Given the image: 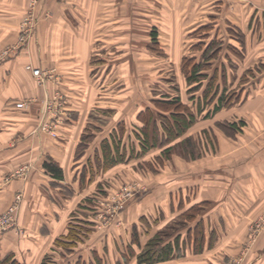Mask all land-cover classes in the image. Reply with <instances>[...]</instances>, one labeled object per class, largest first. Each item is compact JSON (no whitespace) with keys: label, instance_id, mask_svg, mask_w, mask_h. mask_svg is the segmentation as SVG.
Listing matches in <instances>:
<instances>
[{"label":"crops","instance_id":"crops-1","mask_svg":"<svg viewBox=\"0 0 264 264\" xmlns=\"http://www.w3.org/2000/svg\"><path fill=\"white\" fill-rule=\"evenodd\" d=\"M27 3L28 0H0V42L2 37L15 36ZM35 17L34 62L54 69L53 78L68 97L64 108L68 116L63 115L66 121L57 137L40 132L35 123L42 100L55 85L44 90L36 84L24 67L26 55L9 54L0 59V212L18 190L23 194L18 216L23 232H0V261L10 256L19 264H40L45 257H54L57 264H77L81 260L95 264L102 255L108 261L114 255L122 264L123 258L139 264L138 249L149 238L141 237L142 222L137 217L145 215L150 219L152 215L151 228L146 230L156 231L175 209L188 208L180 205L181 196L184 202L187 198L195 201V195H200L203 213L198 240L204 249L200 253L193 250L194 222L183 232L160 238V246L169 245L170 255L151 264H227L231 249H208L209 231L218 234L221 228L239 227L238 215L245 206L241 201L233 206L226 202L210 209L203 206L201 202L222 195L217 191V180L213 183L203 173L183 181L170 178L165 185L162 179H154L150 184L157 198H153L152 206L144 212L138 206L133 216L128 210L122 212L120 222L106 230L94 225L96 219L88 208L97 196L90 190L82 192L81 182L83 177L93 185L96 174L106 177L108 166L124 164L130 155L143 154V139L153 142L154 129L159 125L157 111L149 104H142L138 110H120V103L129 99L114 96L112 87L127 85L128 76L122 71L127 67L141 68L139 60H144L145 55L147 65L158 69L162 54H168L172 59L166 66L180 69L186 55L190 59L196 56V62L202 63L201 79L205 77L206 83L215 74L218 78L228 77L231 67L237 73L248 70L249 75L240 80L237 89L246 102L228 114L233 120H243L247 130L243 135L239 133L240 141L232 143L234 149H259L263 154L256 153L261 160L249 170L248 184H241L239 179L230 197L250 198L264 190V0H38ZM96 68L104 70L99 78L102 86L106 85L104 89H98L100 82L92 76ZM239 77L233 75L234 83ZM222 82L219 78L216 84ZM19 101L25 105L17 107ZM148 111L144 122L142 115ZM118 154L122 158L118 159ZM113 158L118 160L113 163ZM45 162L58 165L62 178L53 177L44 168ZM21 166L23 171L13 174ZM191 186L195 190L190 194ZM109 194L110 188H105L98 198L105 201ZM84 203L86 206L81 207ZM133 233L139 234L138 239ZM122 242L130 245V253L122 249ZM116 244L122 253L120 249L116 251ZM215 244L232 245L233 250L240 242L217 236ZM100 246L107 251L102 253ZM253 258L255 264H264V255Z\"/></svg>","mask_w":264,"mask_h":264},{"label":"rangeland","instance_id":"rangeland-1","mask_svg":"<svg viewBox=\"0 0 264 264\" xmlns=\"http://www.w3.org/2000/svg\"><path fill=\"white\" fill-rule=\"evenodd\" d=\"M29 2L30 0H28L26 9L21 16L20 21L18 22L17 33H15V36L1 38L2 42H0V59H3L9 54H13L16 57H24L26 55L28 59L24 67L26 70L31 72V74L32 71L30 66L39 67L43 72H50V74L45 79L46 82L39 85L42 86L44 90H47L51 85H55L53 90H60V92L64 95L66 100L64 108H66L68 97L64 91L59 88L56 79L53 78L55 76L53 73L54 69L46 67L42 63L36 64L34 62L35 54L32 53V49L34 48L35 42V37L33 34V30L36 25L35 9L33 11L34 22L32 25V31L30 34L22 33L21 23L23 22V18L29 10ZM37 3L38 0H35V8ZM4 50L7 52L4 53ZM196 54L199 55V51L196 52ZM101 55L102 57L104 56V54ZM187 56L188 55H186L184 58ZM95 57L97 58V55L94 54L92 56V58H94L93 62H95ZM170 59H172L170 55L168 56V54H162L161 67L158 69H153L147 65V61H144L146 60L145 55L144 60H139L141 68L138 70H133L130 67H127L122 71L123 74L128 76L125 80L127 85H113L112 89L114 91V96L119 98L122 96L123 98L125 97L129 99L128 101L120 103V110H138L142 104L143 106L149 104L157 111L156 119L159 125L155 124L156 127L154 129V136L156 135L157 145L150 147L149 150L147 149L145 152H143V154L141 152V155L139 156L130 155V159L125 161L124 164L117 163L108 166L107 169L110 170H108L106 177L103 178V175L96 174L97 179H94L91 182L93 185H90L89 182H86L82 177V192H88L90 190L91 194L97 196L94 197L95 202L90 205V208H88V213L96 219L94 225L99 224L98 229L106 230L111 225H117L122 218V214L126 210H128L130 215L133 216L136 214V212H138L139 208L140 212H144L145 208L152 206L153 198H157L152 191V184H150L152 181H154V179H162V184L165 185L169 183L170 178L177 181H183L196 178L195 175H200L203 173L204 175L206 174L209 179H213V183L217 180V191L220 192V195L222 194L221 196H218V198L216 196L213 197V199H211L212 201L209 200L201 202L203 206H206L210 209L215 205L220 203L222 204L223 202L233 206V204L236 205L237 201H241V203L245 206V209L243 207L242 211L238 215L239 227L221 228L217 230L218 234L209 231L208 249L214 250V252H216L219 248H223L228 251L231 249V254L227 259V264H255L253 256L256 255L260 257L261 255H264V190L262 189L261 191H258L259 194L257 196H250V198L248 196H245L244 198L230 197L232 190L236 186L239 179L241 184H248L247 174L249 170L252 171L254 169V164H256L258 160H261V158H256V153H259L260 156L263 154V150L259 149L245 150L239 149L237 147L234 149V145L232 143L233 140L240 141V137L238 138V136H240L239 133L243 135V133H246L245 131L243 132V130H247V124H245L243 120H233L228 114L238 111V109L242 108V106H244L243 104L246 102L242 100V93L237 89L240 86V80H245L249 75L248 70L246 72L245 70H240V72L237 73V70H235L236 68L231 67V69L227 70V74H229L228 77H223L221 74L222 76L219 78H221L223 82L220 85H217L216 81L218 82L219 78L216 74L207 83L205 77H203L204 81H202V77H200V71L196 74L197 80L189 81L187 79L190 70L186 67L196 63V56L192 58V61L185 64V70L183 68L185 60H183L182 67L180 69L178 67L168 66L170 65L168 64ZM165 63L168 65L166 66ZM103 73L104 70L102 68H96L92 71V76H94L93 78L96 79V82H100V84L97 86L98 89L106 88V85L102 86V80H99ZM234 74L240 75L236 83H234L235 80L233 79ZM32 76L36 81V84H38L36 77L33 74ZM205 87L206 90H204ZM53 90L46 92L45 96H49L48 94H50V92ZM218 96L227 97L223 102L219 103L220 106L215 109L214 106L217 105V100L219 101ZM198 105L200 107L199 110ZM191 112H194V119L192 123H190L189 127L184 129L182 134L171 138L170 141L166 140V136H168L169 133L166 131L164 126L167 123H172L171 116L173 114L183 113L182 115L188 119ZM148 113L149 111L146 112L145 115H142L144 122L148 119ZM113 114L115 115L116 112ZM63 115L67 117V111H64ZM218 115H222V117H219ZM64 116L61 119V125H63L66 121ZM216 117L218 118L217 120ZM115 118L117 117H114V119ZM39 123L40 118L38 117L37 123H35L36 128L42 132V130H40L38 127ZM61 125L56 128V131L59 132ZM172 127L174 131H176L175 129L177 128L175 126ZM160 129L161 131H159ZM58 132L57 135H59ZM79 150L80 149L78 148V151ZM96 168L98 171L100 170V166L98 164ZM23 169L24 167L21 166L13 174H19L23 171ZM111 172L112 175H109ZM126 173H128L129 176H127ZM137 173L141 176L139 175L140 177H137ZM91 176L94 177L93 174H91ZM117 176H119V178ZM146 177L148 181H146ZM144 179L145 181H143ZM140 181H143L144 183ZM256 183L258 184V182ZM210 186H213L211 182ZM126 187L130 188L131 192L129 191V193L131 195L129 196L125 194L124 196L127 197V199H125V201L124 199L123 201L119 200L122 198V190ZM215 187L216 186H214V188ZM105 188H110V194L107 200H99L98 197ZM194 190L195 186H191L190 194L192 192L194 193ZM156 191L160 192L158 190H155V192ZM17 195H19V199H17ZM22 198V191L18 190L16 194H14L12 201L6 206L4 210L0 212L1 217L7 210H10L11 208L14 209L11 215H13V219H15L16 223V225L13 227L7 228L5 230L0 229V232L8 230H15L19 233L23 232V228L20 226L18 218ZM194 198H196V202L194 200L192 201L191 198H187V202H185L186 200L183 202L184 198L181 196L179 199L181 200L180 205L186 204L188 205V208L184 211H180V208L175 209V213L170 218L166 219L164 225L162 222L156 231H154L155 229H150L149 232L146 230L147 228H151V223L153 222L151 218L152 215L150 216V219L146 218L145 215L140 217H137L138 215H136L135 217H137V220L142 222V232L140 233L141 237L145 235L144 238L150 239L151 236H153L156 232L158 233V237H161V239H166L168 237L174 236L179 230L183 232L189 224L195 222L196 224L193 226V232L194 237L196 238L193 244V250L200 253V251L204 249L203 243L201 241L199 242L198 240L200 238L201 232L199 220L203 210L199 207L200 195H195ZM13 204L17 205L14 206ZM83 206H86V203L81 205V207ZM138 206L140 207L138 208ZM134 209L135 211L132 212ZM221 220H223V218ZM80 235L84 236L85 234L80 232ZM188 235H190V233H188ZM133 236L138 239L139 234L133 233ZM217 236L234 239L236 242H240V245H238L237 248L233 250L232 247L234 246L232 245H216L215 243L217 241ZM148 241L149 240H147V242ZM122 244V249H127V251L130 253V245L126 246L124 242H122ZM146 244L147 243H145V246L140 247L141 250L138 249L140 254L147 249ZM119 249V245L116 244V251L118 253ZM122 249H120L121 253ZM134 249L135 248L132 250ZM100 251L105 253L107 250L106 248L102 247L100 248ZM100 251H98V253ZM123 259L125 264H134V259ZM196 261L198 262L199 260ZM42 262L43 260L40 264H42ZM45 262H47V264H57L58 261L54 259V257H47ZM86 263L88 264V261L81 260L77 264ZM91 263L93 264V262ZM259 263H261V261L258 262V264ZM95 264L122 263L120 262V259H115L114 255L112 256V260L109 261L104 260V256L102 255L101 261L99 263L96 262Z\"/></svg>","mask_w":264,"mask_h":264},{"label":"built area","instance_id":"built-area-1","mask_svg":"<svg viewBox=\"0 0 264 264\" xmlns=\"http://www.w3.org/2000/svg\"><path fill=\"white\" fill-rule=\"evenodd\" d=\"M35 0H30L29 2V10L27 14L23 18V22L21 23L22 27V33L23 34H30L32 31V25L34 22V9H35ZM4 53L7 51H3ZM32 74L36 77L38 84H44L46 81V77L50 74V72H43L42 69L35 66H30ZM29 68V67H28ZM54 89V88H53ZM52 89V90H53ZM49 96H45L42 102V106L39 112L38 117L40 118L39 128L42 130V132H46L51 137H57L56 128L61 125V119L62 115L64 114V104L66 103V100L64 98V95L60 92V90H53L48 94ZM24 101L16 102V106L21 107L24 106ZM131 192L130 188H124L121 192L122 198L119 200L127 199L124 195H131L129 193ZM133 194V192H132ZM17 199H19V195L16 196ZM117 203V202H116ZM14 205V204H13ZM15 204L14 206H16ZM118 205V204H117ZM11 208V207H10ZM14 211V209L7 210L1 217H0V229H7L10 227H13L16 225L15 219H13V215L11 213Z\"/></svg>","mask_w":264,"mask_h":264},{"label":"trees","instance_id":"trees-1","mask_svg":"<svg viewBox=\"0 0 264 264\" xmlns=\"http://www.w3.org/2000/svg\"><path fill=\"white\" fill-rule=\"evenodd\" d=\"M185 62H184V70H185V64L187 62H190L192 61V58H184ZM201 64L200 62H196L195 64H192L191 66L189 67H186L187 69H189V73H188V76H187V79L189 81H195L197 80V76L196 74L199 73V71L201 70ZM200 77H201V74H200ZM227 96H224V97H220L219 96V101H218V105L214 106V108H218L220 106L219 103L223 102L224 99H226ZM199 105H198V110H199ZM183 113H178V114H173L170 118H171V121L172 123L169 124L167 123L164 128L166 129V131H168L169 135L166 136V140H169L171 138H174L175 136L177 135H180L182 134V132L184 131V129H186L187 127H189L190 123H192L193 119H194V114L191 113L190 114V117L188 119H186L183 115ZM175 117V118H174ZM172 126H175L177 129H175L176 131H174L173 127ZM147 136V133L145 134ZM156 135H155V139H153V142L152 143H149V141L146 139H143L144 141H142L143 143V151H146L149 147L153 146V145H157L156 143ZM168 141V142H169ZM118 159L122 158L120 154H118ZM117 158H113L111 160V162H116L118 160ZM44 168L49 171V173L53 176V177H56V178H62V170L60 169V167L58 165H56L55 163H49V162H45L44 163ZM158 233H155L153 236H151L150 239H148L149 241L147 242V249L139 254V262L140 263H153V262H156V261H159V260H162V259H166L168 258V256L170 255V251H169V245L165 244V245H162L160 246L159 244V241H160V238L161 237H158L157 235ZM158 247V248H156ZM156 248V249H155ZM46 258L45 257L43 259V262L42 264H47L46 261ZM0 264H19L16 260H12L10 256L6 257L5 259L1 260L0 261Z\"/></svg>","mask_w":264,"mask_h":264}]
</instances>
